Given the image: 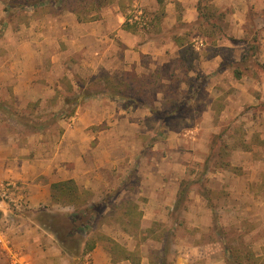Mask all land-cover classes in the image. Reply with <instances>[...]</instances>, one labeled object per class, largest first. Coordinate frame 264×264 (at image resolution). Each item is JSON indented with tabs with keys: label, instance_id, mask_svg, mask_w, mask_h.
I'll return each mask as SVG.
<instances>
[{
	"label": "rangeland",
	"instance_id": "obj_1",
	"mask_svg": "<svg viewBox=\"0 0 264 264\" xmlns=\"http://www.w3.org/2000/svg\"><path fill=\"white\" fill-rule=\"evenodd\" d=\"M6 1L14 7L1 29L13 31L0 34V58L16 65L0 59V178L17 180L25 203L0 204V264L18 235L32 230L59 239L70 233L66 249L79 256L92 240L106 249L113 240L138 250L141 264L160 261L164 249L167 264H264V0H201V17L199 0H101L102 9L81 8L85 17L111 16L109 27L128 21L134 31L120 33L121 41L112 31V67L74 70V89L63 81L60 100L28 97L5 83L33 73L30 61L41 54L25 26L61 10ZM128 56L130 67L117 63ZM81 59L67 54L65 66ZM61 100L63 110L52 112ZM84 106L100 113L84 114L79 140L92 148L102 175L93 189L73 179L83 198L76 206L56 203L51 185L69 180L51 161L60 152L61 122L88 112ZM102 114L105 121L90 125ZM133 204L142 213L132 221L140 223L137 235L122 227Z\"/></svg>",
	"mask_w": 264,
	"mask_h": 264
},
{
	"label": "crops",
	"instance_id": "obj_2",
	"mask_svg": "<svg viewBox=\"0 0 264 264\" xmlns=\"http://www.w3.org/2000/svg\"><path fill=\"white\" fill-rule=\"evenodd\" d=\"M5 16L6 11L4 10V5L0 1V34L3 32L5 33L6 31L4 30L9 31L11 29H1L2 20ZM54 18H56V20ZM109 20H111V16L105 13L104 18L100 20L80 22L76 14L70 10L61 11V13L58 15L47 13L46 15L38 18V20L35 22V25L25 26V28L28 30H33L32 33L34 36L30 39L28 38L29 40L27 39V42L32 44L31 46L34 48H39L37 53H41L43 56L41 54L39 56L35 54L33 56L34 61H30L34 65L33 73H30V75L21 73L18 75H12V77L9 79V82L5 84L10 86L12 85L14 90L20 89V92H23L28 97H46L50 99L59 96L60 100L65 95L62 94V90H64L62 88L63 81H69L72 89H74V70L76 71L77 69H80V71L85 70L90 72H95L104 68L109 70V68L112 67V61L115 59V57H111L113 53V51H111V45L114 43L118 44L114 38H111L112 31H115V36L119 40L120 33L130 34V32L124 29V24H121L120 19L118 21L116 20L114 23L112 22V27L108 26L110 23ZM12 29L10 32L13 31ZM90 41H93L94 44L99 46V49L96 52H94V50L89 47L91 44ZM24 42H19L18 44L21 45ZM71 53H78L81 55V62L80 64L78 63L74 66H69V63H67V66H65V56ZM91 55H93L95 59L92 58L91 60H88L87 58H83L84 56L91 57ZM18 56L22 62H25L26 59L24 60L22 58L24 55L21 57L19 54ZM126 58V61H115L119 65L127 66L130 63V58L129 56ZM0 59L6 60V64H11L12 67H15L16 65V62L9 63V59L11 58ZM46 59H50L49 66H47L49 61L47 62ZM136 61L137 59H135L133 63ZM128 67H130V65H128ZM48 68L49 70H47ZM64 69L67 71L66 75L69 79H64V74L60 75ZM35 71H38L37 76L33 75ZM1 86L2 84L0 83V87ZM24 94H22V97H25ZM45 101H47V99ZM65 105L66 104L64 103V100H61L56 103L55 107L52 108L51 111H61ZM84 107L88 112L85 111L78 115L79 113L77 111L70 117V119H68V122L67 120H62L61 124L64 128V132L61 135V140L59 143L60 152H58L57 156H54L51 161H57L59 163L58 166L62 167L61 174L65 176L63 179H74L78 185H86V189H93V186L95 185V178L102 174L98 168L97 162H94L96 161V157H94L95 155L92 154V148H84L85 144L83 145V143L79 140L81 131L85 129V126H83L80 121L86 113L89 114L90 119H92L93 116L95 118V114L96 117L100 116V113H89L92 109L89 106ZM105 119L106 116L104 118L103 115L99 121L90 120V125L103 122ZM83 122L85 123V121ZM86 127L88 128V126ZM85 133H88V136L90 134L94 135V133H89V131ZM102 133L103 132L98 133L99 139L103 138ZM92 139H95V137ZM68 151L70 153H68ZM1 161L2 158H0V165ZM45 161L46 160L44 158L42 162ZM2 164L4 165V163ZM74 165L75 167L73 168ZM10 168L12 169V173H14L13 168ZM80 168H84L81 171L83 172L82 174L84 176L92 178L93 181H90L89 184L91 186L84 182V180H87V178H83L82 174L77 173L78 169ZM94 172H97V175H95ZM44 173L47 172L45 170L38 172V174ZM56 177H58V174H50V179L54 180ZM17 238L20 240L18 247L16 248L14 245L8 246L7 254H4V252L2 253L5 256L7 264H130V261L127 260L114 262L112 260L110 249H106L105 246L99 243H95V247L87 252L84 251L85 248L84 250L82 249V255L79 256L76 252L70 250L68 251L65 244L62 243L54 233H41L38 230H32L31 233L29 232L25 233V235H18Z\"/></svg>",
	"mask_w": 264,
	"mask_h": 264
},
{
	"label": "trees",
	"instance_id": "obj_3",
	"mask_svg": "<svg viewBox=\"0 0 264 264\" xmlns=\"http://www.w3.org/2000/svg\"><path fill=\"white\" fill-rule=\"evenodd\" d=\"M1 2L4 3L5 5V11L9 14L11 12V9L14 7V4H11L9 2H7L6 0H0ZM71 1V10L76 14L78 20L80 22L83 21H92V20H97L99 19V17H85L83 13H81L80 9H87L88 7H94L95 9H102V1L101 0H68ZM158 3L160 5H163L165 0H157ZM67 0H19L18 4L15 5L16 8H24V7H34V8H49V9H53V8H57L60 9L61 11L67 10L66 7V3ZM90 5V6H89ZM198 12L200 14L201 17V0H199L198 2ZM85 11V10H84ZM86 12V11H85ZM134 24H130L128 21H126L124 23V29L126 31H130L133 32L134 30L132 29L134 26ZM188 54V53H187ZM189 55V54H188ZM145 79V77H142ZM115 97L116 94L114 95ZM132 99V98H129ZM135 100V99H134ZM137 101V100H135ZM74 112H72L70 114V116L73 115ZM51 191H52V199L55 200L56 203H65L68 205H72V206H76L77 204H79V202H77L79 199H83L81 197V195L79 194L80 190L77 186V184L75 183V181L73 179H69L66 181H61V182H56L53 183L51 185ZM181 194V193H180ZM178 193V198L176 201L177 206L180 205L182 203V197L184 196V193H182V195L179 197L180 195ZM67 201V202H66ZM83 202V201H82ZM129 210H127V212H125L126 214L124 216H128L129 218V223L127 224H122L124 231L132 233L130 230V227L134 229L133 233L134 235H137L135 233H137L136 229H139L140 227V223L139 222H132L134 221L135 216L137 215V220H139L142 217V213L139 210L138 206L136 204H133L131 207H128ZM153 234L154 230L153 229H149L148 230V236L149 234ZM58 236H60V239L62 240V242L64 244L67 243L68 239L71 237V234H67L66 236L63 234H59ZM154 238V237H152ZM143 240L147 239V236L145 235V237H142ZM157 239V238H155ZM108 240V239H107ZM158 242L161 241L160 238L157 239ZM109 242H111L113 244V247L110 248V253L112 256V260L114 262L117 261H121V260H127L130 261V264H141V256L139 255L138 250L136 251H129L126 248L122 247L120 244L114 242L113 240H109ZM95 247V241L92 240V242H90L89 244L86 245L85 247V252L92 250ZM162 257L160 259V261H154L152 257H150L149 259V264H167V251L166 249L163 250L162 252ZM170 264V263H169Z\"/></svg>",
	"mask_w": 264,
	"mask_h": 264
},
{
	"label": "built area",
	"instance_id": "obj_4",
	"mask_svg": "<svg viewBox=\"0 0 264 264\" xmlns=\"http://www.w3.org/2000/svg\"><path fill=\"white\" fill-rule=\"evenodd\" d=\"M7 201L16 206H21L25 203L18 182L15 180H4L0 178V204Z\"/></svg>",
	"mask_w": 264,
	"mask_h": 264
}]
</instances>
